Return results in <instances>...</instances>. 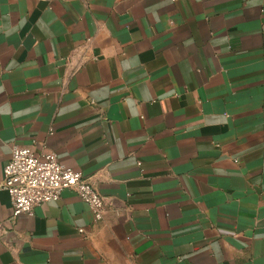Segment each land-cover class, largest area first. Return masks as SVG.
Segmentation results:
<instances>
[{
  "label": "crops",
  "instance_id": "0c3cea01",
  "mask_svg": "<svg viewBox=\"0 0 264 264\" xmlns=\"http://www.w3.org/2000/svg\"><path fill=\"white\" fill-rule=\"evenodd\" d=\"M13 145L106 212L0 188V264H264V0H0V180Z\"/></svg>",
  "mask_w": 264,
  "mask_h": 264
},
{
  "label": "built area",
  "instance_id": "2783aa9c",
  "mask_svg": "<svg viewBox=\"0 0 264 264\" xmlns=\"http://www.w3.org/2000/svg\"><path fill=\"white\" fill-rule=\"evenodd\" d=\"M0 188L10 196L13 218L31 216L36 206L57 202L66 189L73 190L88 205L95 220H101L106 212L102 195L82 172L65 165L54 150L13 145Z\"/></svg>",
  "mask_w": 264,
  "mask_h": 264
}]
</instances>
